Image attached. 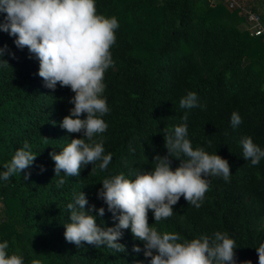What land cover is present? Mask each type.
I'll list each match as a JSON object with an SVG mask.
<instances>
[{"label": "trees", "instance_id": "trees-1", "mask_svg": "<svg viewBox=\"0 0 264 264\" xmlns=\"http://www.w3.org/2000/svg\"><path fill=\"white\" fill-rule=\"evenodd\" d=\"M245 2L264 25V0ZM96 7L98 14L119 22L111 47L114 64L105 72L102 94L109 108L103 117L108 127L94 137L103 140L104 155H112L105 171L97 168L90 174L93 165L88 164L79 176L62 172L55 177L50 153L83 138V133L61 127L74 107L70 101L75 93L59 84L55 90L46 87L38 75L39 60L0 29V48L7 46L3 59L9 62L0 67V242L7 240L9 255L21 256L24 264L34 260L149 264L145 242L134 237L130 227L121 230L119 240L125 252L67 242V204L83 192L88 200L85 210L96 206L91 214L97 224L114 227L118 220L98 198L102 180L121 173L135 179L153 171L154 157L168 154L164 132L186 124L194 149L228 160L230 181L206 177L209 189L199 208L181 196L173 215L159 223L149 210V224L189 241L205 235L214 238L217 231L227 233L236 242V264H259L257 248L264 243V158L253 166L243 157L239 141L251 137L264 150V35H252L244 14L220 1L96 0ZM5 15L0 13V24ZM188 92H195L203 107L180 108L179 101ZM233 112L242 120L236 128L231 125ZM25 142L36 159L24 173L4 181V164ZM170 160L173 170L181 164V159ZM61 177L65 184L57 187ZM100 207L105 208L103 217L98 215ZM135 245L141 252L133 251Z\"/></svg>", "mask_w": 264, "mask_h": 264}, {"label": "clouds", "instance_id": "clouds-1", "mask_svg": "<svg viewBox=\"0 0 264 264\" xmlns=\"http://www.w3.org/2000/svg\"><path fill=\"white\" fill-rule=\"evenodd\" d=\"M0 13L6 14L0 29L16 37L17 47H27L39 60L38 75L45 86L55 90L59 84L75 93L70 101L74 107L63 118L61 127L69 133H83V138H74L61 152L50 153L55 162V177L62 172L68 177L79 176L81 168L88 164L93 165L90 174L97 168L107 170L112 155H104L103 140L94 137L108 127L103 117L109 108L102 94L106 87L105 72L114 64L111 47L116 42L117 18L98 14L96 0H0ZM6 51V45L0 48V67L9 66L3 59ZM198 106L203 107L198 105L195 92H188L179 101L182 109ZM85 113L86 118H81ZM183 118L187 120V114ZM241 122L240 115L233 112L232 127H238ZM164 133L168 154L154 157L153 171L140 173L135 179L121 173L102 180L98 198L106 203L118 223L114 227L99 226L91 214L96 206L85 210L88 200L81 192L67 204L70 222L66 224V241L77 247L87 243L125 252L126 246L119 240L123 235L121 230L130 227L134 237L145 242L143 251L145 257L151 258L149 264H236V242L227 233L217 231L214 238L205 235L189 241L182 240L175 232L160 233L149 224V210L154 213L155 223H159L173 215V206L181 196L199 208L209 189L206 177H222L229 182L232 173L227 159L203 148H193L187 138L186 124L176 126L172 133ZM239 143L243 157L253 166L264 158V150L251 137H244ZM36 156L25 142L11 161L4 164L2 179L9 181L14 175L24 173ZM170 157L181 159L175 170ZM29 176L30 173L24 174V179ZM64 184L62 177L56 181L57 187ZM104 214L105 208L100 207L98 215ZM8 248L7 240L0 242V264H24L21 256L9 255ZM141 250L139 245L133 248L136 253ZM257 251L259 264H264V243ZM32 264L40 262L34 260Z\"/></svg>", "mask_w": 264, "mask_h": 264}, {"label": "built area", "instance_id": "built-area-1", "mask_svg": "<svg viewBox=\"0 0 264 264\" xmlns=\"http://www.w3.org/2000/svg\"><path fill=\"white\" fill-rule=\"evenodd\" d=\"M224 3L229 9L237 10L239 13L244 14L246 23L252 35H264V25L261 16L251 10L245 0H214Z\"/></svg>", "mask_w": 264, "mask_h": 264}]
</instances>
